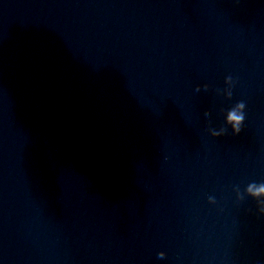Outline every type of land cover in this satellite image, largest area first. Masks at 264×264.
I'll return each instance as SVG.
<instances>
[{
  "label": "water",
  "instance_id": "1",
  "mask_svg": "<svg viewBox=\"0 0 264 264\" xmlns=\"http://www.w3.org/2000/svg\"><path fill=\"white\" fill-rule=\"evenodd\" d=\"M251 182L264 0H0V264H264Z\"/></svg>",
  "mask_w": 264,
  "mask_h": 264
},
{
  "label": "clouds",
  "instance_id": "2",
  "mask_svg": "<svg viewBox=\"0 0 264 264\" xmlns=\"http://www.w3.org/2000/svg\"><path fill=\"white\" fill-rule=\"evenodd\" d=\"M227 79L230 81L232 77L229 76ZM205 88H207V85H205ZM197 91H199V88H197ZM228 95L231 98L232 93L229 92ZM245 108H246V103L244 101H239L236 103L235 108L228 111L227 119L225 123L231 125V132L233 135H238L242 130V126L245 121ZM205 115H207V113H205ZM226 132L227 129L225 128V129H221L220 132L213 131L212 135L216 137L222 134H226ZM246 192L253 198L259 197L260 195L264 194V182L249 183L246 187ZM241 199H243V196H241ZM260 211L264 213V208H262Z\"/></svg>",
  "mask_w": 264,
  "mask_h": 264
}]
</instances>
